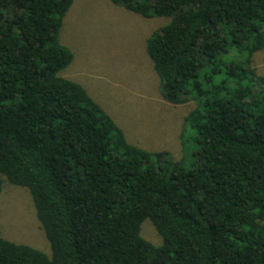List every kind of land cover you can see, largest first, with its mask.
Masks as SVG:
<instances>
[{"label": "trees", "instance_id": "trees-1", "mask_svg": "<svg viewBox=\"0 0 264 264\" xmlns=\"http://www.w3.org/2000/svg\"><path fill=\"white\" fill-rule=\"evenodd\" d=\"M73 1L0 0V193L29 189L51 247L0 235V264H264V0H111L170 17L146 51L162 95L196 102L184 159L130 142L60 74Z\"/></svg>", "mask_w": 264, "mask_h": 264}, {"label": "rangeland", "instance_id": "rangeland-1", "mask_svg": "<svg viewBox=\"0 0 264 264\" xmlns=\"http://www.w3.org/2000/svg\"><path fill=\"white\" fill-rule=\"evenodd\" d=\"M169 20L145 17L111 0H74L60 31L74 57L60 74L81 83L130 142L149 150L167 149L184 159L185 118L196 102H171L162 95L160 77L146 51L147 37ZM253 64L264 74V48L254 53ZM140 231L154 244L162 242L151 218L143 220ZM0 235L51 253L29 189L7 180L0 193Z\"/></svg>", "mask_w": 264, "mask_h": 264}]
</instances>
